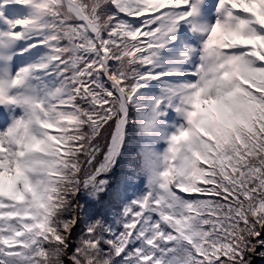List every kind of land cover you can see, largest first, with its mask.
Listing matches in <instances>:
<instances>
[{"label":"snow or ice","instance_id":"1","mask_svg":"<svg viewBox=\"0 0 264 264\" xmlns=\"http://www.w3.org/2000/svg\"><path fill=\"white\" fill-rule=\"evenodd\" d=\"M0 264H264V0H0Z\"/></svg>","mask_w":264,"mask_h":264}]
</instances>
